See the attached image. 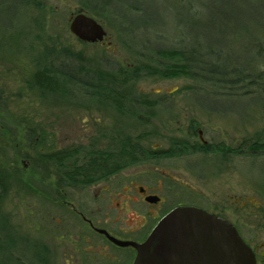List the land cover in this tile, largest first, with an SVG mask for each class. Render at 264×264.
Masks as SVG:
<instances>
[{
    "label": "rangeland",
    "instance_id": "374dc122",
    "mask_svg": "<svg viewBox=\"0 0 264 264\" xmlns=\"http://www.w3.org/2000/svg\"><path fill=\"white\" fill-rule=\"evenodd\" d=\"M82 1L0 0V264L125 263L130 248L95 244L116 258L101 254L106 260L82 251L87 244L71 243L84 233L102 240L78 217L81 201L129 188L128 180L154 189L159 181L167 203L204 208L234 224L250 243L264 244V151L244 153L254 138L264 142V93L215 95L206 83L186 76L153 74L127 91L130 100L146 96L156 105L121 113L104 98L47 94L33 81L51 63H69L77 72L164 66L170 60L156 50L186 49L198 39L185 22L192 24L191 34L197 28L196 36L224 48L227 71L256 68L264 65L254 53L258 41L264 49V0H110L105 7L95 3V11ZM255 7L263 9L262 20L252 14ZM79 11L103 27V42H83L70 33V18ZM198 130L210 149H202ZM137 145L139 158L89 188L70 184L48 160L78 150V163H87L94 152ZM238 147V155L223 151ZM118 202L110 204L112 214ZM94 203L104 210L102 200ZM155 220L148 216L147 227Z\"/></svg>",
    "mask_w": 264,
    "mask_h": 264
},
{
    "label": "trees",
    "instance_id": "16d2710c",
    "mask_svg": "<svg viewBox=\"0 0 264 264\" xmlns=\"http://www.w3.org/2000/svg\"><path fill=\"white\" fill-rule=\"evenodd\" d=\"M109 1L83 0L81 3L86 9L95 11V3L105 7L109 5ZM117 2L119 3L120 1ZM253 9L254 12L252 14L259 15V18L262 20L263 9L261 7ZM108 11L110 12V9ZM245 13L252 15L251 12H247V9ZM183 26L186 27L187 32L192 36L193 40L196 37L198 39H195L193 45L186 49L156 50L154 52L155 55L170 60L164 66L153 67L148 64H138L131 69L125 68L123 70H108L96 66L94 69H82L77 72V67L69 65V63H51L50 68L45 67L35 72L33 76L34 85L47 94L61 95L62 93H69L72 96L80 94L81 96H89L91 98H104L121 113L140 112V108L149 110L156 105V102L148 101L146 96H135L133 100H130L128 99L129 91H127V89H131L132 84L136 81H140L153 74H157L162 78L186 76L195 81L206 83L215 95H232L234 91L238 90H242V96L264 93V65L259 63V66L256 68L244 65L233 67L227 71L224 68L227 62L224 48L218 46V49H214L213 47L216 44L206 39L204 35L199 34L196 36L195 34H198L196 33L197 28L191 34L190 31L193 29L192 24L188 26L185 22ZM262 30L264 33V28ZM261 44L262 42L258 41V49L256 48L254 53H256V57L264 59V49ZM254 89L255 91H253ZM174 145L177 152H184L183 146L178 145L177 142H174ZM246 145L244 153L247 150L251 151L248 152L250 154L264 151V142L259 138H254ZM138 146L125 150L122 148L115 151L94 152L92 153L91 160L87 163L85 159L78 163V150H64L48 156V160L59 171H63L62 174L67 181L72 182L70 184L84 187L91 181L120 171L126 163H133L135 159L143 154L141 148ZM243 146L245 145L243 144ZM184 147L186 148L187 146L184 145ZM202 149L206 151L210 149V146H202ZM240 149L238 147L231 150L223 149V151L235 155L242 153ZM111 157H115V162L110 164L109 160ZM68 163L73 165L68 166ZM77 179L80 180L78 181ZM1 193L2 189H0V199Z\"/></svg>",
    "mask_w": 264,
    "mask_h": 264
},
{
    "label": "water",
    "instance_id": "95a60500",
    "mask_svg": "<svg viewBox=\"0 0 264 264\" xmlns=\"http://www.w3.org/2000/svg\"><path fill=\"white\" fill-rule=\"evenodd\" d=\"M68 28L87 43L106 37L103 27L82 11L70 18ZM146 201L154 203L157 198ZM106 236L117 246L134 248L132 264H256L251 248L230 223L194 206L172 209L141 243Z\"/></svg>",
    "mask_w": 264,
    "mask_h": 264
},
{
    "label": "flooded vegetation",
    "instance_id": "af4514ba",
    "mask_svg": "<svg viewBox=\"0 0 264 264\" xmlns=\"http://www.w3.org/2000/svg\"><path fill=\"white\" fill-rule=\"evenodd\" d=\"M199 133H201V135ZM197 135L199 137V143L201 146L209 145L203 139L202 132L200 130H198ZM203 142L206 143L204 144ZM114 174L115 173L107 174L100 179L91 181L86 186H84V188H86L87 186L89 188L91 185L98 184L100 182L107 183L106 181L110 180V178ZM135 184L136 183L132 182V180H128L129 188L125 189L124 187H122L121 190L117 192H113L112 194L107 195V197L104 195L99 196L98 194H96L91 198V202L89 199L88 201H81L80 207H82L84 211L78 212L77 214L78 217L86 225L88 229H90L93 233H95L96 236L102 238V240L96 241L94 239H90L89 238L90 235L84 233V235L81 234L82 240L79 239L74 240L72 241L71 244H87L88 247L86 246L81 247L82 251H88V250L90 252L96 251L99 256H101V254L103 256H109L110 257L109 260L111 259L114 260L115 257L111 258V255H109V253L106 252L105 246H96L95 244H109L112 248H116V249L130 248L132 250V252L129 255L130 258L128 256V260L126 259L125 263H119L118 261L117 262L119 264H131L135 256V250L130 246L120 247L115 245L112 241H110L107 238L106 234L120 241H132L135 243H141L146 239V237L149 235V233L156 225V223L172 209L178 206L199 207L189 203L182 204L180 202L179 203L177 202L175 205L167 203L164 199V196L161 194V191L163 192L164 189H161L163 188V185L160 184L159 181H158L159 186L157 185L155 187L156 189H154V187L150 188L142 182L141 184H137V185ZM101 190L104 192H108V189L106 188H102ZM148 197H156L157 201L154 203L148 202L146 201V198ZM98 199L104 202L103 205L104 210H101V208L94 203ZM113 199L120 200V202L114 203L113 205V207L116 209L115 214H112L109 209L110 204L113 203ZM144 206H147V208H158V210H153V209L150 210L147 208L145 209ZM201 209L207 211L204 208ZM207 212L219 217V215L215 213L209 211ZM148 216H150L151 219H156L155 222L149 227H147L148 223H146ZM227 222L236 228L234 224H232L229 221ZM100 230L104 231L106 234L101 233ZM236 230L237 233L239 234L237 228ZM242 239L245 241V243L251 248L252 252L254 253L256 263L260 264V262L264 260V244L250 243L243 237ZM103 256L101 257L104 258Z\"/></svg>",
    "mask_w": 264,
    "mask_h": 264
}]
</instances>
